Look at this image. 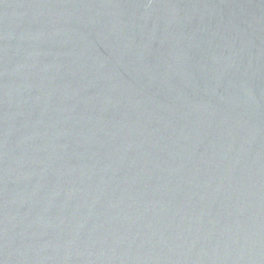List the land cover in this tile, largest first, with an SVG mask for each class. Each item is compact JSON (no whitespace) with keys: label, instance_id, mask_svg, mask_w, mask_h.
<instances>
[{"label":"water","instance_id":"95a60500","mask_svg":"<svg viewBox=\"0 0 264 264\" xmlns=\"http://www.w3.org/2000/svg\"><path fill=\"white\" fill-rule=\"evenodd\" d=\"M0 264H264V0H0Z\"/></svg>","mask_w":264,"mask_h":264}]
</instances>
